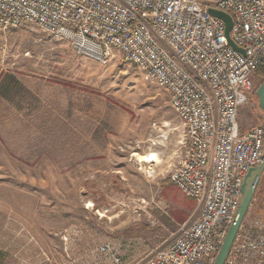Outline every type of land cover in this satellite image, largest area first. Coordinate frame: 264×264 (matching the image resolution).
<instances>
[{
	"label": "rangeland",
	"instance_id": "1",
	"mask_svg": "<svg viewBox=\"0 0 264 264\" xmlns=\"http://www.w3.org/2000/svg\"><path fill=\"white\" fill-rule=\"evenodd\" d=\"M263 81L242 129L264 126ZM184 151L169 94L119 53L81 56L34 25L0 31V264H88L105 242L141 264L194 214L169 178ZM262 196L264 182L249 216Z\"/></svg>",
	"mask_w": 264,
	"mask_h": 264
},
{
	"label": "built area",
	"instance_id": "2",
	"mask_svg": "<svg viewBox=\"0 0 264 264\" xmlns=\"http://www.w3.org/2000/svg\"><path fill=\"white\" fill-rule=\"evenodd\" d=\"M209 9L232 17L229 36L244 54ZM29 25L81 56L103 61L117 52L169 94L185 131L169 178L195 210L141 264H215L245 177L264 163V128L243 132L240 121L264 64V0H0V31ZM88 256L91 264H125L113 243ZM224 264H264V214H247Z\"/></svg>",
	"mask_w": 264,
	"mask_h": 264
},
{
	"label": "water",
	"instance_id": "3",
	"mask_svg": "<svg viewBox=\"0 0 264 264\" xmlns=\"http://www.w3.org/2000/svg\"><path fill=\"white\" fill-rule=\"evenodd\" d=\"M208 12L213 17L219 18L225 22L226 37L228 39L230 46H232L234 49L244 54V52L240 48L237 47V45L230 39V36H229L231 27L233 25L232 17L226 12L218 11L214 9H209ZM255 95L258 98V105H259L260 110L264 112V81L260 85V87L257 89ZM263 174H264V163L257 167L251 168L249 172L247 173L243 186H242V198H241L239 207L237 209L234 220L228 230L227 236L221 246V249L219 251L215 264H224L231 250V247L234 243L236 235L240 229V226L242 225L243 221L245 220L251 208L252 202L254 200L257 189L260 185Z\"/></svg>",
	"mask_w": 264,
	"mask_h": 264
},
{
	"label": "bare ground",
	"instance_id": "4",
	"mask_svg": "<svg viewBox=\"0 0 264 264\" xmlns=\"http://www.w3.org/2000/svg\"><path fill=\"white\" fill-rule=\"evenodd\" d=\"M139 161L140 162H145V163H156L159 161V158L153 153V154H150V155H145V156H141L139 158Z\"/></svg>",
	"mask_w": 264,
	"mask_h": 264
},
{
	"label": "trees",
	"instance_id": "5",
	"mask_svg": "<svg viewBox=\"0 0 264 264\" xmlns=\"http://www.w3.org/2000/svg\"><path fill=\"white\" fill-rule=\"evenodd\" d=\"M256 76L259 77L261 80H264V64L261 65V66L257 69V71H256ZM256 98H257V96H256ZM257 100H258V98H257ZM259 126L264 128L263 125H259Z\"/></svg>",
	"mask_w": 264,
	"mask_h": 264
},
{
	"label": "crops",
	"instance_id": "6",
	"mask_svg": "<svg viewBox=\"0 0 264 264\" xmlns=\"http://www.w3.org/2000/svg\"><path fill=\"white\" fill-rule=\"evenodd\" d=\"M249 129V128H248ZM248 129H243V132H247ZM261 182H264V174L262 175V180ZM264 198V196H262ZM256 198V197H255ZM254 198V199H255ZM92 205L95 204V202H90ZM94 206V205H93ZM261 213L264 214V205H263V209L261 210Z\"/></svg>",
	"mask_w": 264,
	"mask_h": 264
}]
</instances>
